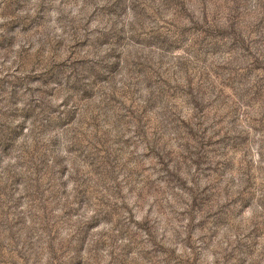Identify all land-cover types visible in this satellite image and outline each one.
Returning a JSON list of instances; mask_svg holds the SVG:
<instances>
[{"label":"rangeland","instance_id":"1","mask_svg":"<svg viewBox=\"0 0 264 264\" xmlns=\"http://www.w3.org/2000/svg\"><path fill=\"white\" fill-rule=\"evenodd\" d=\"M0 264H264V0H0Z\"/></svg>","mask_w":264,"mask_h":264}]
</instances>
